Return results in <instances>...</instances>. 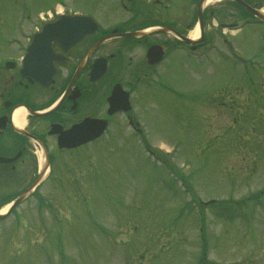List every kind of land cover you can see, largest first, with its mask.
I'll return each instance as SVG.
<instances>
[{
    "label": "rangeland",
    "instance_id": "374dc122",
    "mask_svg": "<svg viewBox=\"0 0 264 264\" xmlns=\"http://www.w3.org/2000/svg\"><path fill=\"white\" fill-rule=\"evenodd\" d=\"M53 6L91 9L90 0H0V63L23 54L7 39L18 26L22 42L34 32L27 16ZM227 31L198 54L170 55L155 75L163 89H140L150 111L138 120L160 161L141 135L118 129L57 155L53 210L34 215L23 242L14 216L0 223V264H264V27ZM227 59H248L249 77ZM218 86L227 98L212 97ZM257 193L245 211L233 207Z\"/></svg>",
    "mask_w": 264,
    "mask_h": 264
},
{
    "label": "flooded vegetation",
    "instance_id": "af4514ba",
    "mask_svg": "<svg viewBox=\"0 0 264 264\" xmlns=\"http://www.w3.org/2000/svg\"><path fill=\"white\" fill-rule=\"evenodd\" d=\"M241 1L253 8L264 7V0ZM90 4L91 9L60 13L90 16L97 22L96 30L71 44L74 26L66 24L40 45L50 52L56 70L52 81L42 85L22 74L21 63L41 26L39 21L34 22V32L28 34L25 42L12 43L23 54L10 57L14 65L5 63L6 67L0 69V158L11 160L0 162V211L20 201L10 207L9 217L14 216L12 225L22 229L18 234L21 242L36 225L34 215L53 209L51 179L59 154L86 149L117 127L124 129L128 125L142 134L138 117L149 112L150 105L147 96L144 99L146 92L140 89L163 83L161 75L156 79L155 75L168 57L182 49L205 51L214 40H222L224 28L249 19L246 8L236 0H90ZM54 20L55 17L50 21ZM200 21L203 33L199 27L198 42L187 44L180 36L195 39L191 31L200 26ZM138 32V37L124 36ZM21 105L49 113L28 115L24 125L18 127L13 114ZM92 119L107 122L98 139L73 149L59 147L68 131ZM90 131L83 127L81 134ZM67 141L78 142L75 137H67ZM44 189L49 196L46 206L40 203Z\"/></svg>",
    "mask_w": 264,
    "mask_h": 264
},
{
    "label": "water",
    "instance_id": "95a60500",
    "mask_svg": "<svg viewBox=\"0 0 264 264\" xmlns=\"http://www.w3.org/2000/svg\"><path fill=\"white\" fill-rule=\"evenodd\" d=\"M244 4V3H243ZM248 7L247 5H245ZM249 8V7H248ZM251 9V8H249ZM252 11L257 14L259 17L264 20V16L256 11ZM66 24H72L74 26L73 29H71L72 32H74L76 35L71 41V44H74L75 42L79 41L82 39L88 32H91L95 30L94 28L96 27L95 22L93 21L92 18L90 17H84V16H67V17H61L56 23L52 24H45L43 28L41 29L40 32H38L34 38V41L32 45L29 47V52L27 55V59L24 64V72L23 73H28L32 74L35 76L38 80H41L42 82H46V80L51 79V76L53 75V69L51 67L50 61L46 60H37L38 58H46L47 53L40 48V45L45 42L49 35H51V32L57 30L59 27L64 28ZM187 42L189 43H194L192 41H189L186 39ZM86 127H92L93 132H97L98 134L93 135L92 137L87 136L86 134H81L82 129ZM106 126L102 123H93V122H86L81 128V130H72L69 132L67 136L71 137L72 133L77 134L79 141L75 142V144H69L67 143V140L65 137L60 139V146L61 147H76L79 146L83 143H86L90 140H93L97 137H99L105 130Z\"/></svg>",
    "mask_w": 264,
    "mask_h": 264
},
{
    "label": "bare ground",
    "instance_id": "6f19581e",
    "mask_svg": "<svg viewBox=\"0 0 264 264\" xmlns=\"http://www.w3.org/2000/svg\"><path fill=\"white\" fill-rule=\"evenodd\" d=\"M199 36V31L198 29H196L195 31V34H194V38H197ZM193 49H191L190 51H192ZM25 115H26V112H25V109L24 108H19L15 111L14 113V122L17 124V125H20V123H22L23 125V121L25 119ZM7 210V207H5L2 212H6Z\"/></svg>",
    "mask_w": 264,
    "mask_h": 264
},
{
    "label": "trees",
    "instance_id": "16d2710c",
    "mask_svg": "<svg viewBox=\"0 0 264 264\" xmlns=\"http://www.w3.org/2000/svg\"><path fill=\"white\" fill-rule=\"evenodd\" d=\"M246 78L247 77H249V73L247 72L246 73V76H245ZM246 82H248V81H246ZM217 96H223V97H227L226 95H225V91H222L221 90V88L219 87L218 88V90H217ZM250 199H246V200H243V201H241V202H238V203H234L233 204V207H240V208H242V209H244V208H248V206H249V201ZM226 210H227V208H226ZM228 211V210H227Z\"/></svg>",
    "mask_w": 264,
    "mask_h": 264
}]
</instances>
